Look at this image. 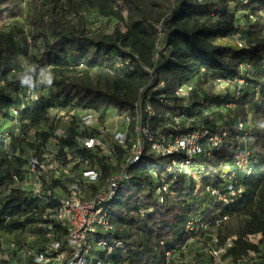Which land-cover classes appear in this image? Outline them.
Instances as JSON below:
<instances>
[{"label":"trees","instance_id":"obj_1","mask_svg":"<svg viewBox=\"0 0 264 264\" xmlns=\"http://www.w3.org/2000/svg\"><path fill=\"white\" fill-rule=\"evenodd\" d=\"M25 7L28 30L18 20ZM90 9L117 20L123 29H89L83 12ZM72 14L78 24L70 22ZM250 16L257 22L252 24ZM262 16L264 0H29L27 6L24 0H0V233L13 238L7 248L0 243V264L21 263L25 251L40 253L55 239L65 243L67 230L53 212L69 182L42 177V196L36 194L26 187L29 161L54 156L64 165L74 163L78 179L83 170L99 171L101 186L120 172L137 138V125L150 127L152 135L228 133L225 147L212 150V157H196L190 171L204 189L221 188L228 175L224 165L233 159L232 145L250 149L247 168H234L242 193L226 201L202 192L194 195L195 183L172 170V157L156 158L146 145L147 153L129 166V178L104 206L112 231L103 236L121 241L124 249L108 257L98 253L97 260L164 264L166 252L191 237H201L206 245L216 237L219 246L228 239L233 243L223 261L264 264ZM25 76L29 82L22 85ZM44 76L52 83L43 82ZM216 83L232 90L201 93ZM185 86L195 88L187 103L176 95ZM147 106L155 111L151 118L143 114ZM77 111L84 115L72 116L65 136L58 138L60 115ZM91 113L101 121L111 113L130 119L128 149L111 141L115 163L99 151L78 149L76 138L90 135L82 118ZM239 121L246 126L241 132ZM162 178L172 195L159 193ZM190 221L195 233L187 230ZM27 234L35 240L28 242ZM212 257L204 255L203 262ZM27 259L26 264L33 263Z\"/></svg>","mask_w":264,"mask_h":264},{"label":"bare ground","instance_id":"obj_2","mask_svg":"<svg viewBox=\"0 0 264 264\" xmlns=\"http://www.w3.org/2000/svg\"><path fill=\"white\" fill-rule=\"evenodd\" d=\"M255 17L250 16V22L252 24L256 23L258 20ZM161 87H163V85H161ZM191 91H192V86L181 87L177 91L176 95L178 98L185 100V94L190 96ZM144 111H147L146 117L148 118H151L155 115V111L150 106H147ZM118 115L123 116L125 118V121L127 122V130L126 132H119V133L116 132L114 134L108 133L105 130V128L101 126L100 124L101 118H99L98 115L92 113L85 115L82 118V124L84 130H87L90 133V135L87 137H85L87 134L84 137L83 135L82 136L80 135L79 137L76 138L78 149L99 151L100 152L99 154L105 156L110 161L118 159L116 158L115 147L111 141L113 140L117 146L123 148L124 150L128 149L127 138H129L128 130H130L128 129L130 122L129 117L126 114H118ZM139 120H141V118L140 116L139 117L137 116V122H139ZM237 127L240 132L246 128L245 124L241 121L238 122ZM149 128L150 127L141 128L138 127L137 125L135 131L137 134L136 135L137 138L136 140L134 139L133 144H131V147H129L128 157L127 159L125 158L126 161L120 166L119 168L120 172L116 173V175H114L112 178H109V180L105 184L103 183L104 185H102L101 183V186L99 185V180H101L100 179L101 174L99 173V171L97 172L96 170H92V169L83 170L82 172H80L81 179L79 178L80 179L79 180L78 177L80 175L77 176L76 171H74L78 168L76 167V165H75L76 169L75 167L73 168L74 163L71 167L70 165H64L60 160H57L52 165H49V167L48 166L45 167L44 166L45 161L43 159L42 161H40L39 159L36 158V161H34V159H31L29 161L27 176L28 179L33 178V185L31 184L32 185L31 188L36 194L41 195L43 193L42 177L48 179V177L51 176L55 180L69 182V186L66 193L64 192L65 194L61 197L58 195L59 197L57 199L60 202V206L58 209H56V211L53 212L54 214L53 219L66 228L67 234L64 240L65 243H62V241L58 242L55 239L56 241L55 240L51 241L45 247V249L40 253H35L32 250H28L26 253L24 252L21 256L22 261L21 263L18 264H26L25 261L28 260L27 258L33 259L32 264H70V254L67 253V251L71 249V246L73 244V233L71 227H68L67 224H65V215H67V220H74V213H71V207H80L81 211H88L90 210L91 206H98L96 217L93 218L91 222V231H98L99 229L104 228L102 232H90L89 234H83V239L81 240V245L78 251V259L81 264H103L102 263L103 261H98L99 259L97 260L98 253H106L108 257L115 251L124 249V244L121 241H118L117 239L112 240L113 238L109 239L103 236V234L106 235L112 231V226L109 221L108 214L104 209V206L112 202L117 195L119 186H116V178L119 177V175H121V172H126V174L128 175L129 166L137 164L144 155V153L145 152L147 153V151L145 150L146 145L150 146L149 153H151L156 157V145H153L152 137L149 136L150 133ZM203 132H206L205 136H203ZM210 133L205 130H199L194 132V136H193V132L184 133L185 140H188V143L183 147V142H175L176 150L161 152L160 157H166V158L172 157L171 158V163L173 166L172 170L175 168L179 169L185 174L187 179L193 180V182L195 183L194 195L198 196L199 194H201V192L204 191L206 194L210 195L213 198V200L215 199V201H217V194H215V189L217 188H213V187H207L205 189L202 187L200 188V186H198V183L199 182L201 183V180L197 175L193 174L190 171V167L192 166L194 159L196 157L209 156L212 150L217 151L225 147L226 145L225 139L227 138L228 133H223V134H216V133L210 134ZM65 134L66 132L60 130L56 134V136L58 138H63ZM138 134L139 135L142 134L144 138L143 139L141 137L138 138ZM121 135H125V137L114 139V137H119ZM173 137L174 135L172 134L170 135V133L167 135L164 134L163 137H160V139L157 140V145L171 144ZM213 140L215 143L212 144V149H211L210 146H207V144H209L210 141ZM146 142H148V144H146ZM138 145H139V155L131 158L132 153H135V151L138 148ZM241 148H239L238 146L234 147L232 145L233 159L238 158V152H240ZM198 149L199 152L194 155V152H197ZM178 156H181V159H179V161L176 159V157ZM251 156L252 155L250 149L249 150L246 149L245 157H243V160L239 162L238 166H236L235 169L245 170L249 164ZM49 171H50V175H47ZM237 175L238 174L234 172V176H235L234 188H236V195L242 193L241 187L238 186V183L240 182L237 183ZM225 178H228V175H224L223 179L225 180ZM162 183L163 184L162 187L159 189V193L161 195L162 194L172 195V193H170L169 190V185L163 180V178H162ZM93 185H96L98 187L97 190L89 191L90 190L89 187ZM115 186L116 188L114 189ZM80 187L81 190H77ZM105 189H114L110 191L109 200L107 201H103V199H105V192H104ZM49 196H51L50 193ZM231 197H234V195L226 194L225 196L220 197V201H226ZM187 230L192 233L196 230L195 225L192 221L187 223ZM51 235L52 234L49 233L47 235L48 238L51 237ZM111 236L109 237L111 238ZM199 238L191 237L189 240H187V243H189V241L192 240L193 246L191 247V249H178V252H171L170 254L166 252L164 257L165 259L164 264H203L202 262L204 261L203 259L204 255L205 256L213 255L212 257L213 260L208 263L204 262V264H232L228 261H223L222 259L233 245L231 239L227 240L225 246H219L218 245L219 243L218 244L215 243L218 242L219 240V239L217 240L216 237H213V239L211 238L212 241L209 242V244L207 245L204 243L205 241L201 242ZM198 242H201V244L197 245ZM186 244L180 247L186 246ZM205 259H207V257ZM27 262H29V260Z\"/></svg>","mask_w":264,"mask_h":264},{"label":"built area","instance_id":"obj_3","mask_svg":"<svg viewBox=\"0 0 264 264\" xmlns=\"http://www.w3.org/2000/svg\"><path fill=\"white\" fill-rule=\"evenodd\" d=\"M221 84L222 83H216V85H220V86ZM191 98L192 96H188L185 94L184 103H187ZM143 114L144 116H146L147 111H144ZM205 133L206 132H203V136H205ZM149 136L152 137L153 145H156V158H160L161 152L176 150L175 142H183V147L188 143V140H185L184 133H174V137L172 138L171 144H164V145H157V137H163L164 133H156V135H152V132L150 131ZM193 136H194V132H193ZM124 137L125 135H121L119 137H114V139L124 138ZM214 143H215L214 140L210 141V143L207 144V146H210V148L212 149V144ZM199 149L197 150V152H194V155L199 152ZM245 153H246L245 147L241 148L240 152H238V158L231 159L230 163L224 165L223 170L228 171V178H225V180H223V187L215 189V194H217V201H220V197L225 196L226 194H233L234 198L238 196L236 195V188H234V181H235L234 168H236L239 162L243 160V157H245ZM137 155H139V145L135 153H132L131 158ZM33 159L34 161H36L35 158ZM128 177L129 176L126 174V172H121V175H119V177L116 178V186H120L122 183H124V180L127 179ZM116 186L114 187V189L116 188ZM114 189L104 190L105 199H103V201L109 200V193L111 190ZM77 190H81V187L78 188ZM97 209L98 206H91L90 210L81 211L80 207H71V213H74V220H67V215H65V224H67L68 227H71L73 233V244L71 246V249L67 251V253L70 254V264H81L78 259V251L81 245V240L83 239V234H89L90 232H102L104 229L101 228L98 231H91V222L93 218L96 217ZM215 243L218 244V242ZM192 246H193L192 240H190L189 243L186 244V246L179 247L174 251H168V253L170 254L171 252H178V249H191ZM202 263L204 264V262ZM124 264H129V262Z\"/></svg>","mask_w":264,"mask_h":264},{"label":"rangeland","instance_id":"obj_4","mask_svg":"<svg viewBox=\"0 0 264 264\" xmlns=\"http://www.w3.org/2000/svg\"><path fill=\"white\" fill-rule=\"evenodd\" d=\"M24 3H25V6H27V4L29 3V0H24ZM232 9H233V7H229V10H232ZM27 13H28V10H27V7H25L22 10V16L19 17V19H18L19 22H20L19 24L21 26H24L25 30H28V27L25 26V24H27V22H28L27 18L25 17ZM83 18L85 19L87 27L89 29H91V30H94V31H97L98 29H102L104 33H111L116 28L123 29V25L120 22H118L117 20L102 18L95 11H93L91 9L90 10H86L85 12H83ZM69 20L74 25L78 24L79 21H80V19H78L74 14H72L69 17ZM261 22H262L261 24L264 25V16H262ZM42 80H43V82H47L48 81V77L44 76ZM231 90H232V87H228V85L222 83L221 86L220 85H216V86L215 85H209V86H206V87H204L201 90V93L203 92V94H205V93H213V94H217V95H222V94H225L226 92H230ZM194 91H195V88L192 86V91L190 93V96L193 95ZM77 115H84V114L82 112H80V111H77V112H74L71 116L68 117V116H65L64 113H62L60 115V118L61 117L63 118V122L61 123V128L58 129L57 133L60 130H63L64 132H66L65 129L70 124V122L72 121V119H73L72 116H77ZM100 124H101V126H103L105 128V130L108 133H111V134H114L116 132L117 133L126 132V130H127V122L125 121V118L123 116H120V115L115 114V113H111V115L108 116L103 121L100 120ZM43 160L45 161L44 162V166L45 167H47V166L49 167V165H52L58 159H55L54 156H52V157H45ZM112 162L115 163V160H113ZM72 165L73 164H70L71 167H72ZM47 175H50V171L47 173ZM31 184L33 185V178H29L28 179L26 187L31 188V186H32ZM198 186H200V188L201 187L204 188L202 186V183H200V182L198 183ZM202 193H205V192L203 191ZM27 238H28L27 239L28 242H33L35 240V237L32 236L31 234H27ZM258 240H259L258 238H254L253 239V241L255 243H257ZM12 241H13V238L11 236L0 233V243H2L4 245V248H7L6 246L7 245L9 246ZM199 244H201V242L197 243V245H199ZM12 248H14V246H12ZM262 249L264 251V247H262ZM26 252L27 251H25V253Z\"/></svg>","mask_w":264,"mask_h":264},{"label":"clouds","instance_id":"obj_5","mask_svg":"<svg viewBox=\"0 0 264 264\" xmlns=\"http://www.w3.org/2000/svg\"><path fill=\"white\" fill-rule=\"evenodd\" d=\"M28 82H29V78H28V77L25 76V77H22V78H21V83H22V85H23V84H27ZM47 82H48L49 84H51V83H52V78L49 77Z\"/></svg>","mask_w":264,"mask_h":264}]
</instances>
